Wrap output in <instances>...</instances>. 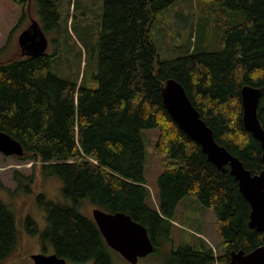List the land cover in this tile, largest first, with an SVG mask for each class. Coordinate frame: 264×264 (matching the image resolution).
Instances as JSON below:
<instances>
[{
  "label": "trees",
  "instance_id": "trees-1",
  "mask_svg": "<svg viewBox=\"0 0 264 264\" xmlns=\"http://www.w3.org/2000/svg\"><path fill=\"white\" fill-rule=\"evenodd\" d=\"M14 1L29 7L33 0ZM103 1L96 87L54 73L53 55L47 52L20 53L0 62V130L22 142L25 153L17 158L34 161L30 174L14 171L17 187L32 193L40 168L43 176L61 177L74 202L38 195L48 221L42 242H52L69 264H112V248L94 217L80 212L88 199L94 208L123 211L142 223L157 252L173 244L177 206L193 196L218 216L221 253L205 240L177 249L172 245L168 264L229 262L233 250L250 252L262 245L264 231L249 226L251 205L229 165L218 168L179 127L164 106L162 91L169 78L180 81L217 142L253 173L264 169L261 142L243 123L241 95L245 84L262 88L258 112L264 127V0H206L232 6L245 17L231 24L230 14L218 12L219 49L203 51L196 45L172 59L160 57L152 26L177 0ZM156 127V149L166 170L153 204L143 131ZM27 228L30 234L38 232L30 217ZM19 232L16 214L0 198V261L15 255Z\"/></svg>",
  "mask_w": 264,
  "mask_h": 264
},
{
  "label": "rangeland",
  "instance_id": "rangeland-1",
  "mask_svg": "<svg viewBox=\"0 0 264 264\" xmlns=\"http://www.w3.org/2000/svg\"><path fill=\"white\" fill-rule=\"evenodd\" d=\"M218 12L224 16L230 14L231 24H237L245 17L232 6L206 0H177L168 11L159 13L152 26V37L160 57H179L196 45L203 51L218 50L221 43V31L216 26ZM103 16V0H49L42 4L33 0L29 7L14 0H0V62L22 53L19 37L33 21H38L49 39L47 53L53 55L52 71L72 82L83 80L96 87L95 73L104 33ZM159 135L158 127L143 131L147 158L145 177L153 204H157L159 177L166 170L164 157L156 149ZM33 163V160H21L17 155L4 156L0 151V198L11 206L21 230L15 255L0 264H34L32 254L54 252L52 242H42L41 234L48 221L47 210L39 203V194L43 193L55 202L74 204L64 192L63 179L55 175L43 176L40 168L31 184L33 192L28 194L19 189L18 181L13 178L14 171L30 174ZM35 165L39 166V162ZM93 209L88 199L80 205V212L87 216H93ZM27 217L35 221L38 232L30 234L26 231ZM172 221L173 244L168 242L161 250L141 257L137 263L110 249L112 264H168L172 245L177 249L184 243L198 245L203 240L215 247L218 255L221 253L218 216L195 197L186 196L180 201Z\"/></svg>",
  "mask_w": 264,
  "mask_h": 264
},
{
  "label": "water",
  "instance_id": "water-1",
  "mask_svg": "<svg viewBox=\"0 0 264 264\" xmlns=\"http://www.w3.org/2000/svg\"><path fill=\"white\" fill-rule=\"evenodd\" d=\"M22 54L33 56L45 53L49 39L38 21H33L20 35ZM243 103V123L245 128L262 145L264 159V127L259 118V104L262 88L246 84L241 90ZM163 103L172 119L193 140L201 145L208 159L218 168L229 165L230 173L238 179L239 188L250 202L249 226L264 231V169L253 173L243 161L217 142L213 129L202 118L183 84L175 78H169L162 91ZM0 151L7 155L22 156L25 153L22 142L11 134L0 130ZM93 217L103 233L108 245L117 250L132 263H137L155 251L147 228L123 211L108 212L100 208L93 209ZM34 264H69L65 257L56 252L32 254ZM75 264H88L77 262ZM228 264H264V243L250 252L233 250Z\"/></svg>",
  "mask_w": 264,
  "mask_h": 264
},
{
  "label": "flooded vegetation",
  "instance_id": "flooded-vegetation-1",
  "mask_svg": "<svg viewBox=\"0 0 264 264\" xmlns=\"http://www.w3.org/2000/svg\"><path fill=\"white\" fill-rule=\"evenodd\" d=\"M219 264H228V262H222V263L219 262Z\"/></svg>",
  "mask_w": 264,
  "mask_h": 264
},
{
  "label": "bare ground",
  "instance_id": "bare-ground-1",
  "mask_svg": "<svg viewBox=\"0 0 264 264\" xmlns=\"http://www.w3.org/2000/svg\"><path fill=\"white\" fill-rule=\"evenodd\" d=\"M246 85V84H245ZM96 161V160H95Z\"/></svg>",
  "mask_w": 264,
  "mask_h": 264
}]
</instances>
